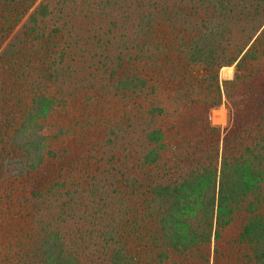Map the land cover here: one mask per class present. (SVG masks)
I'll return each instance as SVG.
<instances>
[{"label":"trees","instance_id":"trees-1","mask_svg":"<svg viewBox=\"0 0 264 264\" xmlns=\"http://www.w3.org/2000/svg\"><path fill=\"white\" fill-rule=\"evenodd\" d=\"M81 3L99 28L76 23ZM91 42L107 55L88 72ZM158 88L184 105L167 125ZM110 96L100 150L90 118ZM71 223L94 264H264V0H0V264H84Z\"/></svg>","mask_w":264,"mask_h":264},{"label":"rangeland","instance_id":"rangeland-1","mask_svg":"<svg viewBox=\"0 0 264 264\" xmlns=\"http://www.w3.org/2000/svg\"><path fill=\"white\" fill-rule=\"evenodd\" d=\"M138 1H142L143 3L146 2V0H138ZM137 3L139 4V2H137ZM80 13L82 15L79 14V16L76 18V23L80 26H83V28H86L87 30H90V29L95 30V28H99L100 25L104 23L98 14L93 13L90 10V8L85 7L82 3H81ZM103 20L106 22V19H103ZM243 27H244V25H237L235 27V32L232 33V35H229V37L232 38V41H236V40H238L239 36H242L241 35L242 31L244 32V30L246 29V28L243 29ZM19 31H20V29L18 27L15 30V32H13L12 39H17L19 37ZM89 41H92V40L89 38ZM7 42H9V41H6L4 43L3 48L6 47ZM85 42L87 44L88 38L85 40ZM91 47L94 49V51L97 52L98 56L96 57L97 58L96 61H94V60H92V61L88 60L87 61V65L90 67L92 66V69L90 67H88V72L92 71L93 67H95V66H99L102 68L103 67L102 62H105V56L107 55V52L104 51V49H103V44L91 42L90 48ZM84 60H86L85 57H84ZM234 70H235V65L223 66L220 69L221 79L232 78V76L234 74ZM99 74H101V73H99ZM92 84H93V82H92ZM97 87H98L97 85L93 84L91 86V89L90 88L86 89L83 93H81V96H82L81 101L83 103H87V104L94 103V101L96 100L98 93H99V91H96ZM158 90H160L159 91L160 96L156 97L154 102L158 106H166V107L168 106V110H167L168 114L166 116L158 117L156 122L159 125H164V124L167 125V124L172 123L173 122L172 120L174 118H176V116L178 114H181L182 110L184 109V105L182 104L181 98L178 97L177 94L174 93L173 91H171L167 88H158ZM68 95H69L70 100L72 101V104L75 105L74 101H77V97L74 95V93H71V94L68 93ZM102 102H104V107L101 108L99 112L95 113L93 111L91 114V118H90L91 121L90 122H91V125L93 124L94 126L90 127L92 132L89 131L91 136H92V134L95 136L92 138V140L94 143L99 144L98 148L100 150L102 148H108L106 146L103 147L104 146V140L108 135H110L109 129L112 128L111 126L113 124L114 117L117 116L114 114V111L118 112L117 107H116L117 101L112 96H110L109 99L103 98ZM122 105H124V104H122ZM111 107H112V109H110ZM104 113L107 115L103 117ZM61 115H62V113L59 110L54 111L53 115L50 118L51 125L56 124L58 121H60ZM210 116H211V121L213 124L220 126L221 128H224L228 124V121H229V112H228L227 104L223 103L220 107L213 109ZM128 130L130 132L129 127H128ZM73 134L74 133H71V135L68 136V141H70L72 144H75L76 143V136ZM78 148L80 149V146H78ZM74 151H75V148H74ZM85 153H87V152L84 150H82L80 152V154H85ZM61 173L65 174L64 171H60V174ZM17 188H19V187H17ZM14 189H16V188H14ZM26 206H29V204ZM22 214H24V217H22V218L28 219V221L22 220V227H21V225L19 226V228H21V230H22L21 232L27 233V234L30 233L31 235H33V237H34V235L37 236V233H38V236H39L40 231H39V228L37 227V223L32 224V222H35V219L30 218L29 216H26L25 212H22ZM29 220H32V221L30 222ZM46 220L49 223L52 222V220L50 218V214H48V216L46 217ZM19 221L21 222V217L19 218ZM68 221H66L64 223H67ZM72 223L70 224L69 228L64 229L65 230L64 233H66L65 237H66L67 242H69L70 244H73L74 240H78V243H75V245L71 246V248L72 249L75 248L76 253L80 256V259L84 262V264H94V262L97 261V257L99 256L98 255L99 254L98 253L99 247L97 245V242H95L94 240L91 241L90 238H88L89 237L88 235H85L83 237L79 236V235H75L73 229H71L72 228L71 225H73ZM5 230H7L6 227L0 226V232L1 231L4 232ZM11 232H12V234L14 233L13 231H11ZM95 243H96V245H95ZM100 249H101V247H100Z\"/></svg>","mask_w":264,"mask_h":264}]
</instances>
